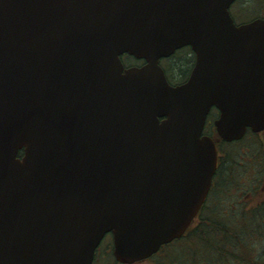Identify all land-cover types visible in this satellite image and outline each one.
Segmentation results:
<instances>
[{"label": "water", "instance_id": "obj_1", "mask_svg": "<svg viewBox=\"0 0 264 264\" xmlns=\"http://www.w3.org/2000/svg\"><path fill=\"white\" fill-rule=\"evenodd\" d=\"M232 1L0 0V264H91L106 233L129 264L183 234L217 164L210 107L223 140L264 127V20ZM184 45L172 85L158 60Z\"/></svg>", "mask_w": 264, "mask_h": 264}, {"label": "trees", "instance_id": "obj_2", "mask_svg": "<svg viewBox=\"0 0 264 264\" xmlns=\"http://www.w3.org/2000/svg\"><path fill=\"white\" fill-rule=\"evenodd\" d=\"M233 171V162L228 163L224 159L216 172L218 180L209 193L213 197L210 198L209 195L184 235L163 246L162 250L149 260L150 264H190L197 259H207V264H264V249L257 251L255 247L257 225L259 236L263 237L259 240H264V202L261 205L259 202L257 205V202H251L255 206H249L245 212L238 211L230 217L215 211L206 216L202 215L223 200L222 198L217 201L216 196L219 191H227L228 186L223 181H227ZM233 178L234 175L232 181ZM259 215L263 216V222L255 219Z\"/></svg>", "mask_w": 264, "mask_h": 264}, {"label": "rangeland", "instance_id": "obj_3", "mask_svg": "<svg viewBox=\"0 0 264 264\" xmlns=\"http://www.w3.org/2000/svg\"><path fill=\"white\" fill-rule=\"evenodd\" d=\"M246 3L242 2L239 8L233 7L232 16L238 22L248 21L252 17L257 16L256 9L259 8V1H251V3L248 4L246 8H244L245 5H247ZM185 56L187 55L176 53L169 60L166 58H161L159 60V64L162 67H165L167 70V76L169 77L170 82H179L181 75L188 68L190 60ZM122 61L125 65L140 63L128 55H124L122 57ZM210 121H212L211 117ZM233 142L228 144L223 143L220 146L222 150L226 151L223 161L226 159L228 163L233 162V165L235 166V171H233V174L231 173V176L227 177V181H223V183L228 186L226 188L227 191L225 193H223L224 191H219V194L216 196L217 201L222 200V198L223 200L220 203L212 206L202 215L206 216L215 211L230 217L235 215L238 211H241L242 213L243 210L245 212V209L248 210L250 207L257 205L259 202V197L264 198V193L262 196H259V185H261V178L264 176V151L259 148L258 143L256 144V142L247 135L238 140V142ZM232 175H234L233 181ZM212 197L213 196L210 195V198ZM249 201L257 203L254 205V203H250ZM248 205L251 206L248 208ZM262 217V215H259L256 216L255 219L258 218V221L261 222L263 220L261 219ZM255 233V247L256 250L259 251L264 249V240H259V238H263L259 236V225L256 226ZM110 238V235H107L105 238H103V241L97 250V256L94 264H117L114 262L113 256L111 254L112 248ZM207 262V259H197L195 262L190 264H207ZM140 264H150V261L148 263L144 262Z\"/></svg>", "mask_w": 264, "mask_h": 264}, {"label": "flooded vegetation", "instance_id": "obj_4", "mask_svg": "<svg viewBox=\"0 0 264 264\" xmlns=\"http://www.w3.org/2000/svg\"><path fill=\"white\" fill-rule=\"evenodd\" d=\"M248 0H234L230 5H229V12L230 14L232 15V11H233V7H237L239 8L242 4V2H247ZM251 1H254V0H250L248 1L245 5L244 8H246L248 6V4L251 3ZM256 2L259 1V8L256 9V12H257V16H259L260 18H263L264 19V0H255ZM243 8V9H244ZM242 10V9H240ZM256 16V17H257ZM235 21V20H234ZM236 22V21H235ZM183 49V55L186 54L187 57L189 60H190V66L188 65V68L186 69V71L183 73L186 74V76L184 78L187 77V75L189 74L190 70H191V67L193 65V61H194V54L191 53L188 49V47H183L181 48ZM218 115V110L212 106L209 110V112L207 113V116H206V120H205V124H204V127H203V131L202 133L203 134H206L210 137H212L214 140H215V143H216V148H217V169L218 167L220 166V164L222 163L223 161V158H224V155L226 153V151L222 150V148L220 147L223 143H231V142H225L221 139L218 138L217 134H216V131L214 129V126H213V119ZM210 117L212 118V121H210ZM245 134L249 137L252 138L253 141L256 142V144L258 143L259 144V148L262 149L264 151V128L259 130L258 132H253L251 130H247L245 132ZM245 135V136H246ZM244 136V137H245ZM238 142V141H236ZM234 143V142H233ZM230 152V151H229ZM217 172V171H216ZM217 180V175L215 173V175L213 176V179H212V183H211V188L214 186L215 182ZM262 180V183L261 185H259V196H262V194L264 193V176L261 178ZM260 181V180H259ZM252 194V193H251ZM250 202V201H249ZM264 202V198H260L259 197V205H261L262 203ZM251 203V202H250ZM251 206V205H248V207ZM98 249V247L96 248V250ZM96 256H97V251L94 252V256H93V260H92V263L91 264H94L95 262V259H96Z\"/></svg>", "mask_w": 264, "mask_h": 264}]
</instances>
